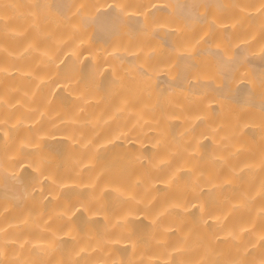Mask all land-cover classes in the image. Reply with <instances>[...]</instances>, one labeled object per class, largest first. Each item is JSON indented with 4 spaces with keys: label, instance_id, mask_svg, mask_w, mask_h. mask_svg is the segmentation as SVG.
I'll use <instances>...</instances> for the list:
<instances>
[{
    "label": "bare ground",
    "instance_id": "bare-ground-1",
    "mask_svg": "<svg viewBox=\"0 0 264 264\" xmlns=\"http://www.w3.org/2000/svg\"><path fill=\"white\" fill-rule=\"evenodd\" d=\"M0 264H264V0H0Z\"/></svg>",
    "mask_w": 264,
    "mask_h": 264
}]
</instances>
